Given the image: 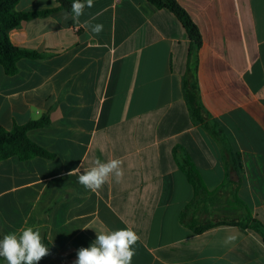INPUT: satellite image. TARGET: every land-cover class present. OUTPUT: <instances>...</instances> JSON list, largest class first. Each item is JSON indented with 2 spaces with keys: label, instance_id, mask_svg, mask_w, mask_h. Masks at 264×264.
I'll list each match as a JSON object with an SVG mask.
<instances>
[{
  "label": "crops",
  "instance_id": "0c3cea01",
  "mask_svg": "<svg viewBox=\"0 0 264 264\" xmlns=\"http://www.w3.org/2000/svg\"><path fill=\"white\" fill-rule=\"evenodd\" d=\"M176 1L202 37L197 78L216 135L186 102L184 27L148 0H94L79 23L59 9L9 33L42 59L21 60L13 77L0 66V127L49 115L50 126L29 137L55 157L0 163V238L39 230L50 254L38 264H74L97 233L125 228L139 236L131 264H264L252 230L189 227L246 213L264 224V0ZM54 8L56 0L16 5L25 13ZM93 16L99 35L83 26ZM97 159L121 160L123 177L94 193L68 174ZM229 236L236 239L226 243Z\"/></svg>",
  "mask_w": 264,
  "mask_h": 264
},
{
  "label": "trees",
  "instance_id": "16d2710c",
  "mask_svg": "<svg viewBox=\"0 0 264 264\" xmlns=\"http://www.w3.org/2000/svg\"><path fill=\"white\" fill-rule=\"evenodd\" d=\"M58 8L42 12H18L16 5L19 0H0V66L5 75L9 77L16 76L19 73L18 63L23 59L39 60L42 56L36 52H30L21 49L12 44L9 33L20 27L24 21H29L36 17L50 15L59 9H64L71 13L73 0H56ZM159 10L171 12L184 27L189 40L190 47L188 53L187 73L184 79V94L192 119L203 126L207 131H212L216 135L217 125L214 122H206L207 113L200 99V90L197 78L198 53L202 45V37L198 27L192 21L188 13L178 4L176 0H148ZM51 124L49 115H45L38 120H31L24 124L14 122L11 130H5L0 127V163L12 157H17L20 161H28L34 158H44L53 160L55 155L39 144L35 143L30 137L29 132L36 129L47 128ZM183 169L186 171L188 179L192 186L201 190L202 183L197 172L189 165L185 164ZM241 203V202H239ZM248 212V211H247ZM249 213V212H248ZM238 226L243 230H252L262 238L264 243V224L251 216L245 215L244 219L239 221L220 220L205 223L202 225L196 222L190 223L189 227L195 233L201 234L210 229L220 226ZM46 229L44 231L45 241ZM1 239V238H0ZM6 264V261H5Z\"/></svg>",
  "mask_w": 264,
  "mask_h": 264
},
{
  "label": "clouds",
  "instance_id": "9594fccd",
  "mask_svg": "<svg viewBox=\"0 0 264 264\" xmlns=\"http://www.w3.org/2000/svg\"><path fill=\"white\" fill-rule=\"evenodd\" d=\"M94 0H73L71 13L64 14V20L71 19L74 23L80 22V17L85 15L86 8H92ZM96 17L83 21V26L94 35L103 31V25L93 23ZM90 169L81 173V166L73 169L68 175H78V182L85 189L97 192L114 176L119 182L123 177L122 161L111 159L101 162L99 159L93 162ZM97 233V232H96ZM235 236L227 237L226 243L233 242ZM139 236L130 228L97 233L96 239L89 247H81L77 251V259L74 264H131ZM50 254L49 248L42 243L39 230L27 227L19 234L11 232L0 239V257L6 264H38V262Z\"/></svg>",
  "mask_w": 264,
  "mask_h": 264
},
{
  "label": "water",
  "instance_id": "95a60500",
  "mask_svg": "<svg viewBox=\"0 0 264 264\" xmlns=\"http://www.w3.org/2000/svg\"><path fill=\"white\" fill-rule=\"evenodd\" d=\"M235 175H236V174H235ZM230 178H231L232 181H236V176H234V174L231 175Z\"/></svg>",
  "mask_w": 264,
  "mask_h": 264
},
{
  "label": "built area",
  "instance_id": "2783aa9c",
  "mask_svg": "<svg viewBox=\"0 0 264 264\" xmlns=\"http://www.w3.org/2000/svg\"><path fill=\"white\" fill-rule=\"evenodd\" d=\"M76 31L78 30V28L75 29Z\"/></svg>",
  "mask_w": 264,
  "mask_h": 264
}]
</instances>
